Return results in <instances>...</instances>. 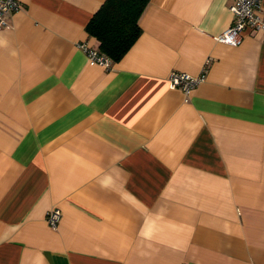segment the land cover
<instances>
[{"label": "crops", "instance_id": "crops-1", "mask_svg": "<svg viewBox=\"0 0 264 264\" xmlns=\"http://www.w3.org/2000/svg\"><path fill=\"white\" fill-rule=\"evenodd\" d=\"M18 1L0 28V264H264V31L229 45L233 0H149L105 67L79 46L98 47L105 0ZM174 71L205 78L185 97Z\"/></svg>", "mask_w": 264, "mask_h": 264}, {"label": "built area", "instance_id": "built-area-1", "mask_svg": "<svg viewBox=\"0 0 264 264\" xmlns=\"http://www.w3.org/2000/svg\"><path fill=\"white\" fill-rule=\"evenodd\" d=\"M262 0H233L229 6L234 15L233 23L224 31L215 36L219 42L237 46L242 40L246 30L264 31V15L260 13ZM20 8L18 0H0V28L8 27L9 14ZM85 52L89 63L110 66V58L101 53L97 47H92L86 42L79 44ZM205 73L191 75L186 72L174 71L170 74L168 81L172 88H180L187 97L192 89L203 81ZM61 213L59 208L53 207L47 212L46 219L49 225L55 228L59 222Z\"/></svg>", "mask_w": 264, "mask_h": 264}, {"label": "trees", "instance_id": "trees-1", "mask_svg": "<svg viewBox=\"0 0 264 264\" xmlns=\"http://www.w3.org/2000/svg\"><path fill=\"white\" fill-rule=\"evenodd\" d=\"M149 0H105L87 22V33L98 41V50L118 61L141 33L139 18Z\"/></svg>", "mask_w": 264, "mask_h": 264}]
</instances>
